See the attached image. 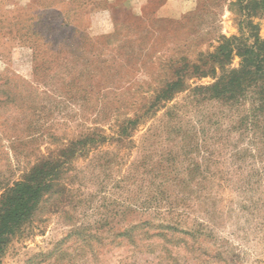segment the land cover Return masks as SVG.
<instances>
[{
	"label": "rangeland",
	"instance_id": "1",
	"mask_svg": "<svg viewBox=\"0 0 264 264\" xmlns=\"http://www.w3.org/2000/svg\"><path fill=\"white\" fill-rule=\"evenodd\" d=\"M230 1L0 0V197L43 159L105 137L67 164L65 191L45 199L0 264H264V134L230 131L225 107H190L195 121L220 120L206 145L197 135V171L184 151L174 162L176 137L150 138L164 110L114 140L173 60L213 52L221 35L248 37ZM252 20L264 39V17ZM161 182L172 206L144 208Z\"/></svg>",
	"mask_w": 264,
	"mask_h": 264
},
{
	"label": "trees",
	"instance_id": "2",
	"mask_svg": "<svg viewBox=\"0 0 264 264\" xmlns=\"http://www.w3.org/2000/svg\"><path fill=\"white\" fill-rule=\"evenodd\" d=\"M229 6L238 7L245 17L248 37L243 34L230 38L221 35L213 52H199L195 60L189 57L173 60L165 73L169 76L153 90L151 100L141 108L143 112L140 109L135 116L117 123L116 142L123 143L141 125L147 124L164 110L163 117L154 126L157 132H152V126L148 133L152 132L151 139L158 137V133L177 138L174 149L178 150L173 154L177 163L180 152L184 151L190 157L200 149L199 140H196L199 139L198 134H204L202 143L206 145L207 131L219 124L220 120L213 122L211 115H202L199 121L189 117L190 107L195 109L206 105L226 108L223 118L230 123H227L230 131L264 134V39L260 36L258 25L252 20L254 17H264V0H248L247 3L245 0L230 1ZM236 57L240 61L239 66L234 68L232 64ZM69 78L74 83L76 77ZM203 78H212L213 81L208 85L191 84L192 80ZM181 94H186L182 102L174 103ZM104 138L94 133L71 143L60 151L58 159H43L23 181L5 188L0 197V258L14 237L32 221L45 199L65 191L61 180L66 174L67 164L77 153L98 148ZM190 162L192 171L200 169V163L193 156ZM161 183L158 187L160 197L145 201L144 208L151 209L162 204L172 206L169 195L162 191L165 183Z\"/></svg>",
	"mask_w": 264,
	"mask_h": 264
}]
</instances>
